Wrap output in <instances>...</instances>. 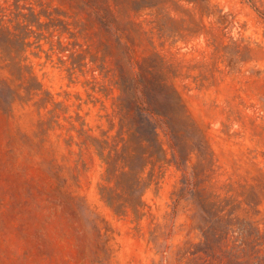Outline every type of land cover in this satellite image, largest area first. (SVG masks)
Segmentation results:
<instances>
[{"label":"rangeland","instance_id":"1","mask_svg":"<svg viewBox=\"0 0 264 264\" xmlns=\"http://www.w3.org/2000/svg\"><path fill=\"white\" fill-rule=\"evenodd\" d=\"M0 264H264V0H0Z\"/></svg>","mask_w":264,"mask_h":264}]
</instances>
